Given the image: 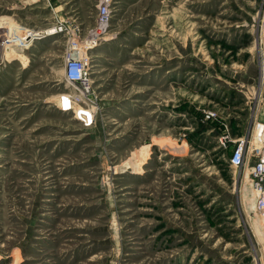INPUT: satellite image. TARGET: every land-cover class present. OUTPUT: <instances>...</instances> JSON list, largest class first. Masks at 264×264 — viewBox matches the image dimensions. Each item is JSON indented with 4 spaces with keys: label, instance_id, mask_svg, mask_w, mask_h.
I'll list each match as a JSON object with an SVG mask.
<instances>
[{
    "label": "rangeland",
    "instance_id": "rangeland-1",
    "mask_svg": "<svg viewBox=\"0 0 264 264\" xmlns=\"http://www.w3.org/2000/svg\"><path fill=\"white\" fill-rule=\"evenodd\" d=\"M100 1L0 0V264H263L253 157L222 138L264 122L262 0H107L86 48Z\"/></svg>",
    "mask_w": 264,
    "mask_h": 264
},
{
    "label": "built area",
    "instance_id": "built-area-1",
    "mask_svg": "<svg viewBox=\"0 0 264 264\" xmlns=\"http://www.w3.org/2000/svg\"><path fill=\"white\" fill-rule=\"evenodd\" d=\"M110 20L111 13L107 0L100 1L97 6L95 25L89 31V36L85 42L86 48H90L95 45V43L101 38V35L106 31ZM256 20L257 30L264 36V0H262L260 9L257 12ZM28 35H30V32ZM68 41L70 44L67 46L63 57L64 78L78 90V93H74L72 97L73 102L85 103L86 100H89L91 95V82L89 74L86 70V60L80 55V52L77 49L76 40L67 39V43ZM259 81L261 84H264V52L260 57ZM82 121L86 126L91 123L90 121L88 124V120L86 121L84 119ZM258 126L259 128H257ZM222 138L225 142L226 139H229V141L233 143L229 148L230 155L227 159V165L229 168L238 170L245 165L251 156L253 157L251 177L253 180L254 190L256 191V196L258 198L259 213L264 221V122L256 124L253 127L252 133L249 135L231 139L228 134H225ZM221 143L225 146L223 140Z\"/></svg>",
    "mask_w": 264,
    "mask_h": 264
},
{
    "label": "bare ground",
    "instance_id": "bare-ground-1",
    "mask_svg": "<svg viewBox=\"0 0 264 264\" xmlns=\"http://www.w3.org/2000/svg\"><path fill=\"white\" fill-rule=\"evenodd\" d=\"M4 27V26H3ZM4 30V29H3ZM48 33L49 34H51V33H53V31L52 30H50V31H48ZM25 37V36H24ZM19 43H21L22 44V39H20V38H17L16 36H13V35H10V32H9V34L7 33H5V38H3V40H2V44H4L5 45V52H6V55H12V57H10V58H13V56H20V55H23L22 53H16V52H14L13 51V49H11V46H13V45H17V44H19ZM20 47V46H19ZM4 53V52H3ZM24 56V55H23ZM146 158V157H145ZM145 161H147L146 159H145ZM144 161V162H145ZM143 162V163H144ZM142 163V164H143Z\"/></svg>",
    "mask_w": 264,
    "mask_h": 264
}]
</instances>
